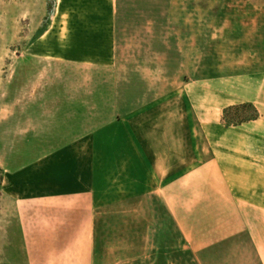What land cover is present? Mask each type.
Instances as JSON below:
<instances>
[{"label":"crops","instance_id":"crops-1","mask_svg":"<svg viewBox=\"0 0 264 264\" xmlns=\"http://www.w3.org/2000/svg\"><path fill=\"white\" fill-rule=\"evenodd\" d=\"M117 1L54 0L17 54L44 63L22 85L30 134L17 138L22 163L0 164L3 193L29 211L39 246L78 248L69 264H264V82L233 96L225 82L202 112L195 90L145 99L97 77L123 68ZM258 19L249 48L264 49ZM238 104L258 116L228 127ZM101 248L124 255L101 260Z\"/></svg>","mask_w":264,"mask_h":264},{"label":"rangeland","instance_id":"rangeland-1","mask_svg":"<svg viewBox=\"0 0 264 264\" xmlns=\"http://www.w3.org/2000/svg\"><path fill=\"white\" fill-rule=\"evenodd\" d=\"M53 3L0 0L1 165H16V158L19 164L23 161L20 155L16 157L20 154L17 138L30 131L23 133L19 115L31 88L22 85L29 84V68H41L44 62L30 55L20 59L17 54L45 25ZM258 17H264V0H118L116 45L123 68L97 77L128 82L127 88L145 99L172 93L185 103L195 90L204 112L223 94L225 82L231 96L244 89L247 78L257 75L264 82V49L249 48L254 42L253 30L256 25L259 28L261 19L253 23ZM22 64L29 70L17 75ZM257 116L253 104L224 111L228 127ZM0 190L3 193L1 185ZM27 211L8 195L0 197V264H69L67 259L77 260L78 248L39 246L40 235ZM111 250L117 258L124 255L121 248H101L100 259L108 261Z\"/></svg>","mask_w":264,"mask_h":264},{"label":"trees","instance_id":"trees-1","mask_svg":"<svg viewBox=\"0 0 264 264\" xmlns=\"http://www.w3.org/2000/svg\"><path fill=\"white\" fill-rule=\"evenodd\" d=\"M243 107H247V106H243ZM3 180V171L0 169V183L2 182ZM1 185V184H0ZM3 196V193L2 191L0 190V197Z\"/></svg>","mask_w":264,"mask_h":264}]
</instances>
